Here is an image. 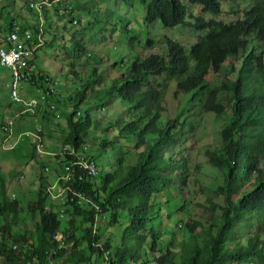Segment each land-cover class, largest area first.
I'll return each mask as SVG.
<instances>
[{
	"label": "trees",
	"instance_id": "trees-1",
	"mask_svg": "<svg viewBox=\"0 0 264 264\" xmlns=\"http://www.w3.org/2000/svg\"><path fill=\"white\" fill-rule=\"evenodd\" d=\"M44 1L52 3L54 0L40 2ZM144 2L148 6L147 30L150 25L160 20L165 28L177 26L190 28L192 25L194 30L204 32L196 43L191 44L190 49H186L180 43L167 40L166 53L161 55L153 52L145 59L136 57L126 75L113 80L111 86L104 91L89 96L91 100L98 101L111 97L127 101L135 109L140 122V130H137L140 134L135 140V147H145L144 151L138 154L135 165L127 166L125 173L104 175L98 184L95 180L77 181V190H81L86 197L92 199L100 210L98 213L94 208H76L73 216L79 219V224L76 225L75 220L69 222L68 229L71 232L67 240L62 236L64 232L61 233L62 235L58 232L61 224L59 216L58 220L53 210L45 211L43 199L40 197L36 202L41 217L35 240L31 238L25 241L19 236H11L10 227L2 228L3 232L8 234L7 240L6 237L0 240V259H3V264H52L51 262L62 259L73 264H106L108 261L111 264L140 262L142 253L147 254L148 249L144 248L147 239L139 237L138 233L142 230L147 231L152 238L156 235L154 239L159 234L154 230L151 233L148 229L154 198L162 189L159 186L161 184L168 188L172 186L169 189L172 199L169 201L173 204L180 200L181 193L185 191L190 193V182L186 180L188 179L186 160L178 157L179 145L181 144L182 157L184 148L180 137L175 133L177 121L168 118L164 125L159 126L156 120V116L163 111L160 95L165 90V86L163 83H159L157 87L151 86L150 78L165 74L166 79L176 83L175 95L188 93L191 98L197 91L207 88V78L212 71L219 73L222 69L225 71L220 83L222 87L219 85L212 89L207 88L201 102L202 113H214L229 118L225 124L226 130L229 131L227 146L223 149L214 148L207 151L208 173L212 171L214 174H219L222 179L219 188L211 186L216 199L221 202L218 203L207 197L203 202L197 203L198 206L203 207L204 213L212 214L209 227L201 228L197 232L196 229L200 228L199 222H187L184 227L181 225L180 229L188 240L195 242L203 238L200 246L191 248L181 246L182 256L177 258V255L169 250L170 244L164 250L155 240L153 251L160 248V251L165 253L151 262H154L153 264H264V0H256L253 5L240 12L231 10L230 14L237 17L242 14V18L234 22L219 19L223 13L222 0H144ZM7 4L11 12L4 13L5 9H0V38H7L6 36L16 33L21 42L23 40L28 45H32L42 42L41 34L46 43V36L47 38L48 35L51 36V27L54 26L52 23L47 25V18L44 16L47 12L52 20L56 17L62 18V24L67 25V31L73 34L71 42L75 45L72 47L74 49L77 47L81 53L87 51L86 45L81 42L87 33L83 22L87 19L89 23L94 11L102 10L99 4L96 6V0H67L54 4L42 14L44 26L40 27V34L39 29L35 27L31 32V39L26 40L24 32L31 29H25L26 26L21 20L26 21V18H30L35 12L34 7L26 4L24 11L21 6L16 10L17 1L13 5L7 1ZM190 7H193L192 11L201 10L207 17H192ZM64 11L65 13H62ZM24 13L28 15L22 17ZM88 15L90 17H87ZM190 17L192 21H188ZM76 34L79 41L75 38ZM135 38L132 37L131 42ZM149 44L151 45L152 42ZM29 64L34 65L31 70L25 69L16 77L14 71L0 61V67L9 71L8 77L0 76L4 78L2 97L6 96L8 89L10 99L8 106L17 105L19 112L22 113L19 119H28L31 124L29 126L31 130H24L18 135L15 133L7 145L15 144L10 151H22L24 155V148L19 146L24 142L27 147H32L33 152L30 151V157L33 158L34 152L40 156L42 153L28 140L40 143L42 151L54 150L52 146L46 145L47 141L42 130L45 128V121H49L59 109H64L63 107L69 103L56 95L52 96V77L37 67L35 62ZM95 76L97 77V70L93 72L91 80L96 79ZM93 83L94 80L83 84L85 86L75 95L74 103H82L88 99L87 94ZM45 84H49L48 87H45ZM33 87H36L41 94L40 99L30 97ZM14 90L21 94L22 101L13 100ZM3 98L0 105H3L2 101L4 103ZM183 109L186 110L185 106ZM176 113L181 115L179 112ZM70 118V134L65 144L81 142V133L85 132L91 123L89 116L79 122H74L73 115H70ZM201 118L202 116L197 119L185 118L182 122L185 126V123L189 125L188 123L193 120ZM123 129L129 142H133L137 131L132 130L128 125ZM28 131L33 133L23 137L24 132ZM105 146L106 143L103 142L102 148ZM157 174L161 176L158 177ZM103 180L107 181L100 184ZM4 181L0 169V184ZM69 191L71 194L72 191ZM161 193L165 196V188L159 194ZM123 202L135 223L130 231L136 238V245L126 242L123 248L111 253L112 241L108 239L104 242V246L103 244L101 246V238L91 232V223L94 217L120 207ZM14 203L0 204V219L7 213L17 212V205ZM190 204L191 202L184 200V204L178 208L179 211L188 214L185 205L189 207ZM176 210L175 206L171 208L172 213ZM216 219H222L223 222L219 225L212 224ZM86 223L89 227L83 228V224ZM3 232L1 237L5 236ZM74 232L81 233L80 240L91 249V256L79 247L77 240L74 239ZM60 235L62 238L57 241ZM9 239L15 244L26 245L20 247L22 253L7 248ZM70 242L73 244L69 249L62 248L64 245H70ZM61 243L64 245L61 246ZM13 247L16 249L17 245ZM23 247L26 248L25 251ZM143 264L147 263L143 262Z\"/></svg>",
	"mask_w": 264,
	"mask_h": 264
},
{
	"label": "rangeland",
	"instance_id": "rangeland-1",
	"mask_svg": "<svg viewBox=\"0 0 264 264\" xmlns=\"http://www.w3.org/2000/svg\"><path fill=\"white\" fill-rule=\"evenodd\" d=\"M7 1L10 5H13L14 2L17 1L16 10L21 6L24 11H26V4L34 2L41 3L40 1L42 0H0V9H5L4 13H7V11L11 12ZM254 3L255 0H222L223 13L219 19L224 21L234 20L235 15L230 14L231 10L240 12L243 8L249 7ZM98 4L101 6L102 10H95L93 17L91 16L92 20L89 23L87 19L83 22V25H86L85 29L88 32V37L81 39V42L83 45H87V47L92 45L91 51L94 52V56H89L88 60L83 54H80L77 47L75 49L72 47L75 45L71 42L73 34L67 31V25L64 26V24H62V18L56 17L52 20L47 15V12L44 13V16L47 18V25L52 23L54 26L51 27V36L48 35V38L46 36L45 48L36 56L35 65L53 78L54 84L52 87L54 90L59 92L63 91L66 96L70 95L74 97L79 89L85 86L83 85L84 83L93 80L94 83L87 96H93L95 92L104 91L107 87L111 86L113 80L126 75L136 57L145 59L152 55L153 52L160 53L161 55L166 53L167 40H180L179 43H182L188 48L190 44L195 43L197 38L204 33L194 31V29L186 26L165 28L160 20L150 25L148 30H145L144 25L148 19V6L145 4L144 0H96V6H98ZM192 10L193 7H190V11ZM192 13L194 17L202 15L201 10H194ZM26 15L28 14L24 13L22 17ZM31 15L30 18H26V21L21 20L24 26H26L25 29L32 30L31 25H33L36 16L34 14ZM87 17L90 16L88 15ZM42 19L38 18V21ZM147 26L149 25L147 24ZM73 29H75V27ZM175 31L180 39L176 36ZM132 37H136L137 39L131 42ZM75 38L79 41L78 34L75 35ZM91 40L97 42H92ZM151 42L152 44L150 45L149 43ZM65 43H67L66 46ZM64 46L65 48H62ZM95 70H98L97 77L95 76L98 80H91V76ZM0 75L8 77L9 71L0 67ZM222 75L223 70L219 74H210L208 76L209 85L219 84ZM2 76H0V102L3 98L2 93L4 91V78ZM162 79L163 77L160 76L154 79L153 83L158 84ZM48 85L49 84H45V87H48ZM172 90L173 87L168 86L164 93L165 114L167 118L174 117L177 121H180L185 118L197 119L202 116L200 120H193L191 123H188L190 126L189 130L192 132H187L181 139L184 141L182 144L184 148L183 157L185 158H183L181 154V144L178 147L180 150L178 157L186 160V166L188 168L187 181L190 182V193H187V191L181 193V197H179L180 200L173 204L169 201V199H172V195H170L169 192L172 186L169 188L164 184L159 186V188H165V196L163 193L159 194L162 189L157 193L153 201L152 212L154 213L161 208V214L165 213V218H169L170 220L165 219L164 221L161 216H154L149 221L148 226H150V224L154 227L157 226L155 230L159 234L156 239H154L156 235L152 238L147 231L142 230V232L138 233L139 237L147 239L144 243V248H146V250L148 249V253H142L143 257H141V261L138 263H134V261L133 264H143V262L153 264L154 262H151V260L161 257L165 253V251H160V248L165 250L169 244V250L175 253L177 258H181L182 256L181 246L184 245L186 248L200 246L203 243V238L195 242L188 240V237L178 225H184L187 222H199L200 228L196 229L197 232H199L201 228H206L209 225L212 214L209 212L204 213L203 207L200 205L198 206L197 203L203 202L207 197H211L213 200L218 201V203L221 202V200L216 199L210 185L217 187L221 184L222 179L219 174L208 173L209 164L207 151L214 148L223 149L227 146L229 131L226 130L225 124L228 122L229 118L228 116H217L214 113H202L201 102L207 91L206 89L197 91L195 96L192 95L191 98L188 93L177 96L173 94ZM30 97L36 99L41 98V94L38 93L36 87L31 89ZM3 100V108L6 109V106H8L7 103L10 102L8 89ZM106 102L107 100L98 101L95 105L90 103L93 106H97V108L91 111L93 121L86 137V141L91 144V153L96 159V163L99 167L98 173H102L98 176L97 180L102 179L108 172L115 173L121 166L125 168L129 165H135L138 160V154L145 149V147H135V140L140 134V132L137 131L140 130V122L138 115L133 112V108H128L124 100L117 99L116 101L108 102V111L104 113L97 112L98 108L100 110L103 106L106 108ZM183 106H185L186 110L183 109ZM87 107L82 106L81 110ZM14 108L18 109L19 107L13 105L7 108V110L11 113L14 112ZM68 109L73 111L74 107L68 106ZM59 112L66 115L62 108L59 109ZM176 112H179L181 115H176ZM53 121V125L47 120L45 124L52 128L51 133L55 139L53 142L56 147H59L65 142L68 129L66 128L64 119ZM127 124H129V127L131 126L130 128L132 130L137 131L133 142H129V138L123 132V127ZM30 125L28 119H18L17 132L20 133L24 130H31L29 128ZM45 139H47V135ZM176 140L175 137V141ZM3 141V133L0 127V169L5 179V181L0 184V204L12 203V196L15 195L14 204L17 205V210L15 209L17 212L7 213L0 219V240H2V238L5 239V237L7 240L8 234L4 233L2 229L5 226L10 227L11 236H19V238H23L25 241L31 238L35 240L41 217L40 211L37 210L36 202H38L41 197L43 199L45 211L47 212H49V210L55 212V210L59 208L58 205L50 204L48 196L46 195V188H48L50 185L49 183L55 176V163L54 160L48 156L41 157L39 154H35V152L34 157L31 158L30 151L31 153L33 152L32 147L30 145V147H27V144L24 142L19 145L24 148V155H22V151L12 152L6 150ZM102 141L106 143V146L103 147V149H99L98 145L102 148L100 146ZM94 142H97L98 145ZM46 145L49 147L51 146L50 143ZM120 160H122V162H120ZM45 164L52 170L46 174H44V168L42 167ZM157 176L160 177L161 175L157 174ZM102 183H104V181L100 184ZM50 198L52 199L51 194ZM52 200L55 201L54 199ZM184 200L191 202L189 207L185 205V208L188 209V214L178 209L179 206L184 204ZM168 206L170 209L173 206L177 209V213L172 215L171 218L167 215V213L169 214ZM178 219H180V223H178ZM72 220L76 221V225L79 224V219L72 216L71 213L69 218H61L60 221L61 224L58 232L59 234L64 232V235H61L66 240L71 232V230L68 229V224ZM222 222V219H216L212 224L219 225ZM91 224V232L94 236L96 235L101 238V246L102 244L104 246V242L108 239L112 241L113 249L111 253H114L118 248H123L126 242H130L134 246L136 245V238H134L130 231V229L135 226V223H133L131 215L125 209L124 202L120 207L114 208L112 211L103 215L94 217ZM165 224H168L166 230H170V233L164 229ZM87 227H89L87 223L83 224V228ZM94 227L96 228V233H94ZM173 228L174 230H172ZM148 229L150 230L149 227ZM2 232L3 235H5L4 237H1ZM150 232H152V230H150ZM74 235V239L77 240L79 247L91 256V249L87 247L86 243H82L80 240L81 233L74 232ZM60 236H58L59 240L57 241L61 240L62 237ZM155 240H157L158 245L160 244V248L157 251H153L155 248ZM72 244L73 242H70V245L61 243V246L64 245L62 248L66 250L69 249ZM14 245H17L16 249H14ZM21 246L26 245L15 244L10 239L7 241L8 249H13L22 253ZM23 249L24 251L26 250L25 247H23ZM146 255L149 257H146ZM178 261L177 259V262ZM51 263L73 264L66 259L65 261L62 259ZM0 264H3V259H0ZM106 264H111V262L108 261Z\"/></svg>",
	"mask_w": 264,
	"mask_h": 264
},
{
	"label": "clouds",
	"instance_id": "clouds-1",
	"mask_svg": "<svg viewBox=\"0 0 264 264\" xmlns=\"http://www.w3.org/2000/svg\"><path fill=\"white\" fill-rule=\"evenodd\" d=\"M63 1H67V0H54L52 3L48 2V1H46V2L44 1L42 3H35V2L34 3H29L30 7H34L35 12L33 14L36 16L35 17V21L33 22V25H32V30L36 27V28L39 29V34H40V27L42 28V26H44L43 19H42L43 12L48 10V9H51L54 4L63 3ZM243 9H245V8H243ZM62 13H65V11L62 12ZM192 15H193L192 17H194L193 13H192ZM192 17H190L191 20H192ZM201 17H205V15L202 14ZM38 18L39 19L41 18L42 20L38 21ZM240 18H242V14H241L240 17L235 16V19L231 20V22L237 21ZM190 19H188V21H191ZM75 25H78V23H75ZM147 27H148L147 24H145L144 25V29L147 30ZM190 28L194 29L192 27V25L190 26ZM32 30L26 31V32H24V34L25 33H29L30 35H32V33H31ZM176 31H175V34H176V36H178ZM194 31H197V30H194ZM197 32H199V31H197ZM40 37L42 38V42L41 43L29 45L30 49H32L30 62L34 63L37 54L43 48H45L44 46H45L46 43L44 41V38L42 37L41 34H40ZM86 37H88V32L86 33L85 38ZM179 39H180V37H179ZM197 40H198V38H197ZM92 42H97V41H92ZM174 42L179 43L180 40L179 41H174ZM180 44H182V43H180ZM35 46H36V49H33V47H35ZM190 46H191V44L188 47L189 49H190ZM86 47H87V45H86ZM92 47H93L92 45L90 47L88 46L86 52H84V53L80 52V54H83V56H85V58L87 60L89 59V56L90 57L94 56V52L91 51ZM188 48H186V49H188ZM33 66L34 65L32 64L31 68ZM222 70H223V75H224L225 71H224V69H222ZM212 73L219 74V73H216L214 71H212L210 74H212ZM37 74H39V72ZM223 75L221 76V80H222ZM160 76H162L163 79L160 82H158V84L159 83H163L164 86H165V90L168 88V86H172L173 87L172 91H173V94H174V91L176 89V83H173V81H169L168 79H166L165 74L151 77L150 78L151 86H153V87H157L158 86V84H154L153 83V80L157 79ZM221 80H220V83H221ZM52 83L54 84L53 78H52ZM206 83H207V88L210 87V89H212L214 86H219V85H220V87H222V84H220V83L219 84L209 85V79L208 78H207V82ZM207 88H206V90H207ZM165 90H163L161 95H160V100L162 102L163 111H162V113H160V114H158L156 116V120H158V125L159 126L164 125L166 119H168L167 115L165 114V104H164V93H165ZM51 94H52V96L56 95L58 98H60L62 100H65V101H68V103H69L68 105L63 107L64 108V112H65L66 115H63L60 112H58V113L54 114V116H52L51 119H49V122H51L52 125L54 123L53 120H63L64 119L65 122H66V128L68 129V135H69L70 134L69 122L71 120L70 115H73L74 122L82 121L86 116H89L90 117V122H91L90 126H91L92 121H93V118H92V115H91V111L94 108H97V106H93V105H95L98 102V100H91L88 97V99H86L85 102L74 103L73 100H74L75 95H74V97L70 96V95L66 96V95H64L63 91L62 92L55 91L53 87L51 89ZM116 100L117 99L115 97H111V98L107 99V102H106V105H105L106 108L103 106L101 108L102 111L98 108L97 112L104 113V112L108 111V105H107L108 102L109 101H116ZM99 102H101V101H99ZM90 103H92L93 105H91ZM125 103L127 104L128 108H133L127 101H125ZM75 104L77 106H75ZM89 105H91V106H89ZM100 105H102V104H100ZM68 106H73L74 110L70 111L68 109ZM82 106H84V107L88 106V107L83 109V110H81ZM10 107L11 106H6V109L3 108V105L0 107V122H1V129H2V133H3V138H4L3 143H4V146H5L6 150H10V149L14 148L15 144H12V145L8 146L7 142L9 140H11L15 136V133L18 135V132H17V129H18L17 120L22 115V113L19 112V110L15 109V108H14V112L10 113L9 110H7V108H10ZM82 111H83V118H82ZM133 112L136 113L134 108H133ZM176 115H179V114L177 113ZM80 118H81V120H80ZM171 119H175V118L172 117ZM12 121H13V124L11 125V130H12L11 138L8 139V133L5 130L6 129L5 126L10 124V122H12ZM182 121H184V119H182L180 121H177V123H176L177 131H175V133H177V136H179L180 139H182L187 134V132H192V131L189 130L190 126L186 125V123H185V126H184V123ZM148 124H150V123H148ZM127 125L129 126V124H127ZM44 126H45V128H43L42 131H44V134H45L44 136L45 137L47 135V139H46L47 144L50 143V145L52 146V148H54V150L42 151L40 143H38L36 141H32V140H28V141L32 142L33 144H35L37 146V150L42 153L41 157L42 156H48L49 158L54 160V163H55V167H54L55 176L52 178L51 182L49 183L50 185L48 186V188H46V192H47L46 195L48 196L50 204L59 206V208H57L55 210V213L57 215V219H58V216H59L60 221H61V218H69L70 217V213L73 216V214L76 211V208H78V207H80L82 209L94 208L99 213V210H100L99 206L96 205L95 202L92 199H90L89 197H86L81 190H77V188H76V183L79 180H82L84 182H91V181L95 180L97 184L102 180V179L97 180L98 176H100L102 173L101 172L98 173L99 167H98V165L96 163V159L93 158L94 156L91 153V147H90L91 144H89L86 141V137L88 135V130H89L90 126L88 127V129H86L85 132L81 133V135H80L81 142L68 143V144H65V142H63L62 143L63 145H61L59 147H56L54 142H53L55 139L53 138L52 133H51V129L52 128L50 126L46 125V124ZM32 133H33L32 131L24 132L23 137L29 136ZM103 142L104 141H102L101 144H100L101 147H102V143ZM181 142L183 143L184 141L181 140ZM94 143H96L98 145L97 142H94ZM6 146H8V147H6ZM98 148L99 149H103V148H100L99 145H98ZM120 162H122V160H120ZM42 167L44 168V171H43L44 174L52 171L51 168L48 165H46V164L44 166H42ZM126 169H127V167L124 168V167L121 166V168L118 171H116L115 173H117V172H119L120 174L121 173H125ZM109 173L110 172H108V174ZM210 173L214 174V173H212V171ZM115 177L118 178L117 175H115ZM107 180H103V181L106 182ZM220 185L217 186V188H219ZM210 186L214 187L213 185H210ZM69 190L72 191L71 194H70ZM50 194L52 196V199H54L55 201H53L50 198ZM170 195H172V194L170 193ZM12 197H13L12 201L14 202L15 201V195H13ZM217 198H219V197H217ZM168 210H169V214L167 213V215L170 218H171L172 215L177 213V212L172 213V211L169 208V206H168ZM151 214H153L152 217L161 216V218H163L164 221H165V219L170 220L169 218H165V213L161 214V208L156 210L154 213L151 210ZM178 223H180V219H178ZM181 225L182 224L178 225V227L181 228ZM156 227L152 226V224H150V226H149V228H150V230H152V232H153V230L156 231L155 230ZM167 227H168V224H165L164 229L166 230ZM182 227H184V225H182ZM94 229H95L94 233H96V228L94 227ZM166 231H168L170 233V230H166ZM149 235H150V233H149ZM57 240H59V239L57 238Z\"/></svg>",
	"mask_w": 264,
	"mask_h": 264
},
{
	"label": "built area",
	"instance_id": "built-area-1",
	"mask_svg": "<svg viewBox=\"0 0 264 264\" xmlns=\"http://www.w3.org/2000/svg\"><path fill=\"white\" fill-rule=\"evenodd\" d=\"M6 37L7 38H0V61L3 65H8V67H10L14 71L15 76L18 77L21 71L25 69L31 70V65L29 64V62L32 54V49H30L29 45L23 40L21 42L18 39L16 33H13ZM25 39L30 40L31 35L29 33H25ZM16 41H18V43H16ZM33 49H36V46L33 47ZM12 98L16 101H22L21 94L19 95V92H16L15 90L12 92ZM12 124L13 121L5 126V130L8 133V139L11 138Z\"/></svg>",
	"mask_w": 264,
	"mask_h": 264
}]
</instances>
